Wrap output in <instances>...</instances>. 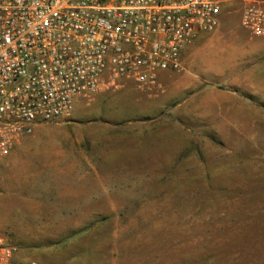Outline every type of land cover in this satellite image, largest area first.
Segmentation results:
<instances>
[{
	"label": "rangeland",
	"instance_id": "1",
	"mask_svg": "<svg viewBox=\"0 0 264 264\" xmlns=\"http://www.w3.org/2000/svg\"><path fill=\"white\" fill-rule=\"evenodd\" d=\"M225 9L242 30L226 34L216 56L234 65V86L260 104V117L236 119L228 132H216V122H202V132H154L146 147L154 158L148 168H111L115 145L99 142L100 172L108 183L98 188L107 193L92 194L89 217L67 218L90 227L80 239L89 264H264V36L247 40L241 4L226 2L221 14ZM60 124L45 123L17 145L48 151L91 145L86 136L75 142L74 132H57ZM29 166L17 165L11 188L34 178L23 171ZM62 219L15 218L24 234L53 229ZM4 220L0 212V236L10 242Z\"/></svg>",
	"mask_w": 264,
	"mask_h": 264
},
{
	"label": "crops",
	"instance_id": "2",
	"mask_svg": "<svg viewBox=\"0 0 264 264\" xmlns=\"http://www.w3.org/2000/svg\"><path fill=\"white\" fill-rule=\"evenodd\" d=\"M230 15L229 9L223 10L214 31L202 32L184 44L182 68L158 72L155 84L141 87L124 80L119 88L101 91L91 101L78 98L71 118L61 121L57 132H74L75 142L86 136L91 143L88 148L73 145L71 150H64L62 145H55L48 151L38 145H16L1 159L0 212L5 218L4 233L17 248L16 264H89V251L84 250L87 243L80 239L90 227H76L67 218L89 217L92 194L107 193L105 187L98 188L108 183L100 172L104 165L99 158L103 155L97 156L95 147L103 139L115 145L116 162L111 168H148L154 158L146 147L154 132H202V122H216V132H228L236 119L260 117V104L241 95L234 86V65L216 56L223 37L242 30ZM262 113L264 116V110ZM41 133L36 132V136ZM18 164H31L23 171L34 178L11 188ZM51 216L63 218L57 227L32 229L25 234L18 229L21 221L15 220Z\"/></svg>",
	"mask_w": 264,
	"mask_h": 264
},
{
	"label": "built area",
	"instance_id": "3",
	"mask_svg": "<svg viewBox=\"0 0 264 264\" xmlns=\"http://www.w3.org/2000/svg\"><path fill=\"white\" fill-rule=\"evenodd\" d=\"M226 2L264 36V0H0V161L38 125L70 119L78 98L181 69L183 45L217 28ZM16 250L0 236V264Z\"/></svg>",
	"mask_w": 264,
	"mask_h": 264
}]
</instances>
